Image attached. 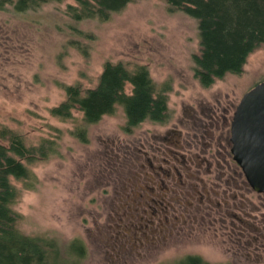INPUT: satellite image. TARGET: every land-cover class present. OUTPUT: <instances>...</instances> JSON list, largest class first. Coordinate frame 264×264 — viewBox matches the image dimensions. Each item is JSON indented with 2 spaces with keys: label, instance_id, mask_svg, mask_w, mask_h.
Masks as SVG:
<instances>
[{
  "label": "rangeland",
  "instance_id": "374dc122",
  "mask_svg": "<svg viewBox=\"0 0 264 264\" xmlns=\"http://www.w3.org/2000/svg\"><path fill=\"white\" fill-rule=\"evenodd\" d=\"M70 6L78 2L52 1L26 12L0 4V145H10V135H2L7 131L27 149H47L45 157L23 160L35 174L32 188L11 179L20 192L13 209L21 232L64 247L55 264H177L186 256L264 264L256 258L264 251L253 252L249 262L231 257V239L211 223L213 214L199 194L171 190L166 219L153 216L159 198L146 184L153 170L148 144L178 146L184 125L203 120L209 109L229 107L232 115L264 81V45L248 57L242 74L204 87L194 71L193 57L201 51L198 22L171 11L166 1L137 0L106 21L75 20ZM108 62L132 72L146 66L167 96L169 120L126 131L122 106L95 124L85 123L78 108L69 117L54 112L66 101V87L82 94L96 88ZM156 155L155 168L163 159ZM206 179L215 182L213 175Z\"/></svg>",
  "mask_w": 264,
  "mask_h": 264
},
{
  "label": "trees",
  "instance_id": "16d2710c",
  "mask_svg": "<svg viewBox=\"0 0 264 264\" xmlns=\"http://www.w3.org/2000/svg\"><path fill=\"white\" fill-rule=\"evenodd\" d=\"M52 1L61 0H2L0 4L10 3L16 11L26 12ZM75 1L78 6L69 7V14L75 20L106 21L137 0ZM164 1L171 11L183 12L198 22L201 51L193 57L194 71L204 87L228 74H242L248 57L264 45V0ZM127 85L132 87L129 94ZM65 89L66 101L54 112L69 117L71 110L78 108L87 124L113 115L117 106L124 107L126 131L146 121L161 123L170 118L167 96L158 90L146 66L132 72L123 64L108 62L96 88L84 94L78 87ZM2 135H10V145H0V264H55V259L66 249L55 239L31 237L21 232L17 226L19 216L13 209L20 192L11 182V179L28 181L26 186L32 188L35 174L23 160L31 163L39 153L45 157L47 149L43 146L30 150L17 135L7 131ZM78 252L84 253L82 245ZM177 264L211 263L199 256H188Z\"/></svg>",
  "mask_w": 264,
  "mask_h": 264
},
{
  "label": "flooded vegetation",
  "instance_id": "af4514ba",
  "mask_svg": "<svg viewBox=\"0 0 264 264\" xmlns=\"http://www.w3.org/2000/svg\"><path fill=\"white\" fill-rule=\"evenodd\" d=\"M229 112V107L223 110L212 108L203 120L186 123L178 146L169 144L159 147V144L157 148L153 145L156 141L148 144L149 148H154L152 157H147L153 170L146 172L151 174L146 184L150 192L159 198L154 201L153 216L164 219L169 214L166 203L171 190L191 193L192 197L201 195L200 202L206 204V209L213 214L211 223L215 220L219 225L217 231L223 229L231 239V257L249 262L253 259V252L264 251V193L253 190L234 159L232 122L235 110L232 115ZM158 152L163 159L155 168L152 161H160L156 155ZM211 175L215 182L208 183L210 179L206 178ZM176 176L182 178L181 183L175 179ZM249 195H254L257 202L251 201ZM159 220L162 222V219ZM153 222H148L146 227ZM161 225L164 230V225ZM168 234L161 233L163 237ZM256 258L260 261L264 259L260 254Z\"/></svg>",
  "mask_w": 264,
  "mask_h": 264
},
{
  "label": "water",
  "instance_id": "95a60500",
  "mask_svg": "<svg viewBox=\"0 0 264 264\" xmlns=\"http://www.w3.org/2000/svg\"><path fill=\"white\" fill-rule=\"evenodd\" d=\"M232 152L250 186L264 193V81L241 99L232 122Z\"/></svg>",
  "mask_w": 264,
  "mask_h": 264
}]
</instances>
